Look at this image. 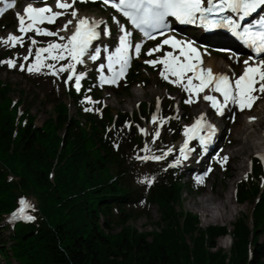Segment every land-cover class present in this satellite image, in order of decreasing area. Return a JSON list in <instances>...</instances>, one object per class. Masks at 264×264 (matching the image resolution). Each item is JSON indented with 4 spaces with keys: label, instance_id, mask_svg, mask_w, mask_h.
<instances>
[{
    "label": "trees",
    "instance_id": "obj_1",
    "mask_svg": "<svg viewBox=\"0 0 264 264\" xmlns=\"http://www.w3.org/2000/svg\"><path fill=\"white\" fill-rule=\"evenodd\" d=\"M12 19L7 16L0 25ZM140 65L137 61L122 92L138 80ZM11 90L0 79V257L6 264H264L263 170L254 156L250 175L236 183L235 192L238 203L251 204L250 212H242L231 230L202 227L199 216L182 207L185 182L168 166L170 154L153 162L149 175L155 180L145 192L146 210H139L133 204L140 192L128 174L134 162L130 151L149 137L139 130L141 113L152 109L147 102L132 113L113 115L100 101L85 111L82 98L95 91L87 80L81 91L67 90L76 116L56 99L53 114L37 126L29 107L20 110L22 99L9 97ZM95 96L100 99L101 92ZM182 119L169 114L163 133L170 139L155 144L161 152L181 136ZM21 194L32 195L40 211L32 222L9 225L5 214ZM152 205L159 210L155 227L138 230L132 220L150 218ZM227 234L231 244L225 251L216 240Z\"/></svg>",
    "mask_w": 264,
    "mask_h": 264
},
{
    "label": "snow or ice",
    "instance_id": "obj_2",
    "mask_svg": "<svg viewBox=\"0 0 264 264\" xmlns=\"http://www.w3.org/2000/svg\"><path fill=\"white\" fill-rule=\"evenodd\" d=\"M81 2H84V0H81ZM0 3L4 4V7L0 8V15H3L4 11L14 6L12 0H0ZM34 3H42L45 6L34 7ZM75 3L76 0H72L71 3L68 0H56V9L62 11H54L47 4V0H34L33 3L26 5L23 15L17 13L18 31L21 35L9 34L6 38H0V44L13 48L17 44L23 46L24 34L30 32L42 37L57 36L60 41L66 40L64 43L49 42L46 47L37 48L34 53L35 60L27 66L26 70L29 73H39L47 68L49 74L52 75L68 72L67 80L72 81L74 79V87L79 92L81 81L85 78L86 73L80 72L77 74V65L85 63L84 58L86 55L91 61L99 60L101 48L97 46L93 49V42L98 40L102 34L104 36L110 35L108 28L99 29V26L105 24V22L84 17L76 19L74 28L70 29L69 26L73 24V20L69 19L61 29L71 31V35L68 37L60 35L59 31H50L46 27H40L45 22L49 25L55 24L57 19L62 16L70 15L76 18L78 14L74 9ZM103 3L120 12L148 40H155L157 35L165 36L166 31L169 29V18H174L180 24L199 25L206 30L228 29L243 40L246 46L255 53V56H249L248 59L243 61L242 74L233 80L228 74H214L210 68L202 67L201 53L192 41L180 40L175 36L164 38L145 54L153 56L154 53L161 52L165 45L170 46L173 51L164 52L162 56H157L156 59L145 60V63L153 67L157 64L163 65L160 76L189 93V97L184 103H195L194 97H199L200 93H203L205 89H209L212 93H219L223 98L222 101L212 94H205L202 99L210 102L211 108L215 109L218 115H223L229 104L236 105L243 111L251 109L254 102L264 96V58H260L264 54V0H103ZM69 9H72V11L69 12ZM254 15L259 18L251 20L250 23H244L247 18ZM113 20L122 33L118 37L119 47L107 57L108 63L106 66L103 63L99 65L101 82L109 84L117 83L124 76L129 66V49L134 48L135 54L139 56L142 48L141 43H133L132 31L127 30L115 17H113ZM31 43L34 46L37 41L31 39ZM90 49H93L91 53L89 52ZM176 49H179L178 55L174 54ZM104 50L107 51V48ZM27 51L28 55L23 57L25 61L33 55L31 47ZM45 53L47 55H44ZM66 59L69 62L59 68L56 67L55 63H46L48 60L58 62ZM0 64H7L9 68H12L16 67V60H0ZM117 64L119 70L116 68ZM19 67L20 70H25L24 64H20ZM105 67L112 73L111 77L104 76ZM188 73H191V75H188ZM232 75L235 76V73ZM170 77H175V79H170ZM194 81H197V83H194ZM86 100L88 103H93L91 97H86ZM84 110L92 111L91 108H85ZM158 112L159 102L157 104ZM151 121L152 123L159 121L161 126L166 123V120L158 114L152 115ZM139 130L145 135L148 134L147 129L140 128ZM215 131V126L206 119V115L201 114L194 124L186 126L183 130L186 139L179 148L181 158L187 160L189 154L194 151L193 148L189 147L190 141L198 139L201 145L207 146L211 143ZM202 132H206V134H201ZM159 136L160 131L156 130L153 143ZM142 151L149 154L137 155L136 159L160 161L167 157L173 149L169 147L161 155H155L151 153V149L146 144ZM259 159L264 162V154H260ZM227 160L228 157L225 156L219 162L223 165ZM180 163L181 160L177 159L176 164ZM169 166L174 167L175 165ZM207 171L211 172V168ZM205 175H207V172ZM261 179L264 180V177ZM154 180L155 177L145 176L140 182L150 186ZM196 181L202 184L204 176H197ZM19 204V209L12 213L13 219L27 221L36 219L35 216L26 213V209L33 207L30 201L21 198Z\"/></svg>",
    "mask_w": 264,
    "mask_h": 264
},
{
    "label": "rangeland",
    "instance_id": "obj_3",
    "mask_svg": "<svg viewBox=\"0 0 264 264\" xmlns=\"http://www.w3.org/2000/svg\"><path fill=\"white\" fill-rule=\"evenodd\" d=\"M69 3L72 2V0H68ZM77 2V1H76ZM30 3H33L30 1ZM39 4V3H34ZM47 4L53 8L54 11H58L56 9V0H47ZM23 8H19L17 13L24 14L21 10ZM74 9L77 11V17L73 18L70 15L68 16H62L61 18H58L56 23L53 25L49 24H42L40 27H46L50 31H59L60 35L65 36V33L67 31L61 30L63 27V24L67 22V20L72 19L73 24L75 23L76 19H79L82 13L87 14L86 16L90 19L94 20H103L105 24H102L104 28H108L110 31V35L103 36L99 38V41L95 44V47L101 48V56L99 60L97 61H91L87 58V55L85 56V63L84 64H78L77 65V74L80 72H85V78L89 79L91 82V86L94 88V93H92L93 98H97L95 96L96 92H101V99L102 102L101 105L108 106L110 110L112 111L113 115L117 111H127V112H134L138 104L141 102H147L151 107L153 106L152 111H144V113H141V117L144 118V123L140 126L141 128L147 129V133L151 138H146L143 141L142 147L138 151L131 150V156L130 158L134 159L133 164L130 167L129 171V179L131 183H133L136 187V189L140 192V196L138 198V201L133 204L134 208L146 210V208H143L145 205V195L146 190L148 189L149 185L146 183H141L140 181L145 177L149 175V171L152 167H154L153 162H160L155 160H148L143 161L136 159V156H143L147 155L149 153H146L142 151L147 144V146L151 149V153L155 155H161L162 152L159 150L160 148H156V142L159 141H168L170 139L169 132L163 133V125L161 126L159 124V121L157 123H152L151 117L154 114H158L160 117H163L164 119L167 118L169 114L176 113L177 117L183 116L185 120L179 122V127L184 130L186 126H191L194 119L197 117L198 114L195 113L192 104H186L184 103L185 100L188 99L189 93L185 92L181 87H178L175 84L169 83L167 80H164L160 76V72L163 70V65L157 64L155 67L150 66L149 64L145 63V60L148 59H156L157 56H162L164 52L167 51H173L172 48L168 47L167 45L164 46L161 52L154 53L153 56H147L145 53L156 46V43L147 42L145 46L143 47L141 54L139 56H135L133 60V64L135 65L136 62H140L141 65L138 68L139 72V78L138 80L130 86V88L122 92V87H120L124 82L128 79V77L122 81H120L116 85H108L106 83H102L100 80V70L99 65L103 63L105 66L107 64L104 63V60L107 59L109 55H111L114 52V42L116 40V37L119 36L120 30L118 25L114 22L113 17L116 18V20H119V17L115 15L114 12H112L109 8H100L97 6H88V7H82L79 4H74ZM24 10V9H23ZM72 9H69V12H71ZM7 15H12L13 20L6 28H0V38H6L9 34H15V35H21V33L18 31V24L16 22V15L14 12H9ZM5 15V16H7ZM4 16V17H5ZM120 23L123 25L121 20H119ZM72 24V25H73ZM70 25V26H72ZM69 26V27H70ZM177 33V32H174ZM192 33H197V31H193ZM179 34V33H178ZM182 37H184V34H179ZM66 37V36H65ZM35 39L37 41L36 45H32L31 39ZM187 39V38H186ZM57 42V43H64L65 41H60L59 37L53 36V37H42L39 35H36L34 32L26 33L24 34V44L23 46H20L17 44L14 48L13 47H5L2 44H0V60H7V59H15L16 60V67L9 68L7 64H0V79L7 81L11 84L12 90L9 93V97L15 101L18 98H21L23 101V104L19 107L22 111L26 107H29L31 109V113L35 116V124L37 126L41 125V123L48 118L50 115L53 114V103L56 99H61L63 103H65L68 107L69 115L76 116L77 113V104L68 96L67 94V87L63 81L64 76L66 72L59 73L58 75H52L49 74V70L47 68H44L39 73H29L26 69L27 66L32 63L35 60V51L39 47H46L47 43L49 42ZM32 48L33 55L29 57L27 61L23 59L24 56L28 55V48ZM107 48V51L104 49ZM91 53V52H90ZM129 54V53H128ZM175 54V51H174ZM213 58H216L221 64L222 69L221 70H229L231 71V75L234 71L236 73H239L241 71L242 67V61H237L236 57L237 55H226V57H229L230 61L215 56L213 54H209ZM44 55H47L46 53ZM143 57V58H142ZM264 58V57H263ZM69 61L62 60L58 62H53L51 60L46 61V63H55L56 67L59 68L61 65L67 64ZM24 64L25 70H20L19 65ZM104 68L103 74L105 73ZM190 75V74H188ZM83 79V80H84ZM170 79H175V77H170ZM186 82V81H185ZM141 89L142 91L147 92L146 95H143L138 100H132L133 97V89ZM157 91L159 92V95H156L155 93L151 92ZM122 92V94H118ZM151 93V94H150ZM88 97V96H87ZM181 98V102H179V99ZM200 98V97H194V99ZM174 100V103H171V101ZM183 100V101H182ZM85 102H87L86 97L84 99ZM156 101H159V112L157 113V105ZM92 107H95L96 103H89ZM91 108V107H89ZM140 109V108H139ZM235 110V112H234ZM223 115H218L215 111V109H210L209 113L206 115V119L209 121H213L218 130L219 135L214 136L215 138V144L221 145L219 150H222L223 146L225 147L230 143V139H235V136L233 135L234 130L241 125L242 118H244V114H241V116L236 115V112H240L238 106L236 105H229L224 112ZM98 113L100 111H97ZM213 117H216V120H213ZM127 124L125 123L123 127L121 128V131H125L127 128ZM177 126V127H178ZM156 130L160 131V136L158 139L155 140L153 143V136ZM186 139L184 136V133H182L179 140H176V143L165 145L164 151L166 152L169 147L173 149L171 155L169 156L167 162H169V165H175L172 167L174 171L178 172V177L182 178V181L185 182V188L182 191L181 195V205L184 209L188 211H192L193 213H196L199 216L200 225L202 227H206L208 225H226L229 230L232 229V223L237 219L238 216L241 215V213L248 214L250 212L251 204L250 203H238L235 200V187L236 183L239 182L241 179L246 178L247 173H249V164L250 159L252 156H254L256 150H253L248 155H242V159H235L232 157H229L227 162H225L223 165L219 162L220 159L223 158V154L220 152L219 155L217 153H213L211 156L204 157L206 152H204V147L200 146L199 144H196L193 141L189 142V147L193 148L194 151L191 152L190 156L187 160H183L180 156L179 148L183 144V141ZM264 140V136H263ZM213 144V143H212ZM218 157V158H217ZM180 159L181 163L176 164V160ZM227 163V167L225 166ZM242 165L243 169L239 170L237 173L234 174H227L230 172V167L240 164ZM168 165V166H169ZM229 167V168H228ZM211 168V172H208L207 170ZM207 172V175L205 173ZM197 176H204V182L198 183L196 181ZM230 176V177H229ZM233 180V181H232ZM210 194L212 196H222L227 195L230 198V206H236L237 211L234 212L232 216H229V218L225 221H203V218L201 216V213L197 210V203L201 199L203 194ZM24 195L21 198L27 199L31 202L33 207H30L26 209V213L28 215L34 214L36 210L40 211V208L36 206L34 209V206L36 205L35 198L30 194H21ZM148 212L150 214V218H147L145 216H141L139 218H136L132 220V224L138 228L140 231L150 230L151 228L155 227L154 223L156 220L159 219V210L156 205H152L151 207H148ZM9 219L8 217H5L4 222L8 223ZM31 222V221H30ZM9 224V223H8ZM10 225V224H9ZM6 235L7 232H4ZM263 238V235L261 236L260 240ZM228 239L229 236H222L218 237L216 240V246L218 248H221L225 251L229 249L228 246ZM0 264H6L5 261L0 257ZM11 264H18L15 261H12Z\"/></svg>",
    "mask_w": 264,
    "mask_h": 264
},
{
    "label": "bare ground",
    "instance_id": "obj_4",
    "mask_svg": "<svg viewBox=\"0 0 264 264\" xmlns=\"http://www.w3.org/2000/svg\"><path fill=\"white\" fill-rule=\"evenodd\" d=\"M86 15L87 14L82 13L80 18L87 17ZM194 46L197 48V45ZM213 49L214 47L210 46L204 50L198 49L203 59L202 67L210 68L214 74L225 73L231 75L230 71L221 70L222 64L216 58L211 57L207 53L222 57L227 61H230L229 57H226V55L222 54L218 55L212 51ZM243 68L244 65L242 62L240 74H242ZM194 83H197V81H194ZM146 93L147 92L142 91L141 89L134 88L132 100H138L142 96V94L146 95ZM151 93L159 95V92L157 91H152ZM205 94L216 95L217 98L221 101L223 99L222 97L220 98L218 93H212L209 89H205V92L199 94L200 98H196V102L193 103V108L196 114L207 115L211 109L210 102L204 101L202 99L203 95ZM226 112L227 111H225L224 113ZM243 113L246 114H244V118H242L241 125L238 126L233 132L235 139H230V143L225 147L223 146L221 150V153L224 155L223 157L227 156L228 158L232 157L235 159H242V155H248L256 149L257 151L254 154H264V96H261L260 99H257L251 109H245L240 112L237 111L236 115L239 118V116H241V114ZM216 119V117H213V120ZM225 166L227 167V163ZM241 169H243L241 163L234 165L230 167V172H228L227 174H234L235 176V172L237 173ZM229 203L230 198L227 195L212 196L205 193L197 203V210L201 213L204 222L225 221L229 218V216H232L234 212L237 211V207L230 206Z\"/></svg>",
    "mask_w": 264,
    "mask_h": 264
}]
</instances>
